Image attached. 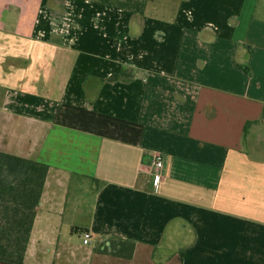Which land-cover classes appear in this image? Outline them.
<instances>
[{"label":"crops","instance_id":"1","mask_svg":"<svg viewBox=\"0 0 264 264\" xmlns=\"http://www.w3.org/2000/svg\"><path fill=\"white\" fill-rule=\"evenodd\" d=\"M145 1L0 0V151L49 167L25 264H264V0Z\"/></svg>","mask_w":264,"mask_h":264},{"label":"trees","instance_id":"2","mask_svg":"<svg viewBox=\"0 0 264 264\" xmlns=\"http://www.w3.org/2000/svg\"><path fill=\"white\" fill-rule=\"evenodd\" d=\"M92 1L141 15L146 8L145 0ZM249 125L247 123L245 132ZM48 172L49 167L43 163L0 151V264H25ZM122 245L130 246L131 257L134 245Z\"/></svg>","mask_w":264,"mask_h":264},{"label":"built area","instance_id":"3","mask_svg":"<svg viewBox=\"0 0 264 264\" xmlns=\"http://www.w3.org/2000/svg\"><path fill=\"white\" fill-rule=\"evenodd\" d=\"M154 165L157 169V171L154 173V179L157 183H159L161 181V173L160 171L163 168V159L161 155H157L154 159ZM83 238H84V243L85 244H89L90 240H91V235L89 233H83Z\"/></svg>","mask_w":264,"mask_h":264}]
</instances>
